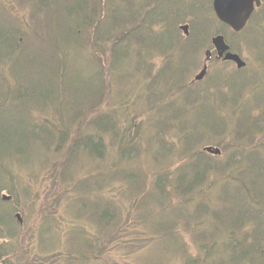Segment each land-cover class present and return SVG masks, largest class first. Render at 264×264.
<instances>
[{
	"label": "rangeland",
	"instance_id": "obj_1",
	"mask_svg": "<svg viewBox=\"0 0 264 264\" xmlns=\"http://www.w3.org/2000/svg\"><path fill=\"white\" fill-rule=\"evenodd\" d=\"M6 1H9L7 3L10 10L0 0V103L3 105L0 109V155L5 156L0 166L13 168L18 195L7 202V208H1L0 216L3 217L5 232L15 228L10 215L15 217L20 212L23 224L19 222L16 230H10L18 231L21 238L19 241L14 238L6 242L11 244V252L9 256H0V264H189L186 262L193 259L197 260V264L200 262L199 253L202 249L203 254L210 255V249L218 242L223 239L232 241L229 239L236 232L238 236L242 226L237 221H212L204 226L195 221L199 226L196 240L200 247L198 252L194 245L195 236L190 234L186 221L183 224L179 221L180 217L186 216H174L177 213H171L176 206L186 210V193L182 190L184 185L181 187L174 179L179 175L186 181L189 144L193 151H202L205 145L210 144V140L220 139L224 146L218 161L225 162L231 156L240 160L242 156H246L245 168L250 164V154L258 155V149L264 147V130L260 129H264V17L253 25V37L260 41L257 48H249L243 37L236 38V42L243 45L240 54L248 63V67L241 74L246 76L241 85L243 87L247 84V89L242 94L241 86H238L234 93L233 110L228 107L234 122L231 118L232 124L228 126L230 111L223 109V106L232 101L230 102L231 95L227 97L223 91L230 92V86L225 82L220 83V80L232 72L235 73V65L211 62L207 78L194 84L192 91L174 90L169 80L150 82L153 84L147 87V78H139L137 75V65L124 59H114L117 63L113 64L115 54L111 42L96 46L89 41L91 48L87 52L80 43L87 38V32L83 31L75 38H67L68 45L64 44V47L61 41L57 42L63 31L69 29L75 21L68 12H75L80 3L82 5L80 4L79 10L88 11L86 1L63 0L65 2H60L57 7L54 3L50 7L44 0ZM183 1L185 0H166V3H176L181 8L176 25L180 34L183 35V32L179 26L184 24H189L190 32L195 29L203 30L200 36L202 43L199 41L195 48L198 60L203 66L205 51L212 46L211 38L218 31L224 32L226 29L218 26L210 0H192L188 7ZM192 5L193 10L190 8ZM192 11L197 13L193 15ZM260 14L264 15V7L257 15ZM15 25L20 28V32L12 37H18L22 46L24 44L19 51L11 48L10 44L9 50L6 48L5 44L8 42L5 37L8 36L2 31L4 27L6 30L9 27L13 29ZM143 32L148 39L152 38L150 32ZM194 38L193 36L191 41ZM73 39L78 41L82 49L72 46L73 42L70 41ZM108 39L112 41L113 37ZM144 52L150 61L147 68L151 71L153 67L157 70L167 62L166 55L158 51L155 57L153 49L146 48ZM72 53L74 62L70 64L66 77L75 80L77 86L85 84L81 86L84 89L91 87L93 98L97 94L94 90L101 87L103 80L100 76L94 82L96 73L101 72V69L94 63L93 58L105 54L109 61L103 60L104 66L108 67L111 76L109 74L106 83L109 88L104 92L105 96L101 97L93 111L81 114L78 112L70 121L62 117L60 110L55 107L60 103L57 101L56 104L50 103L49 113L41 115L42 121L46 119L54 127L51 130L57 131L55 137L61 135V132L67 136L62 145L57 140L43 139V134L30 130L26 125L31 121L33 112L27 107L15 108L13 100L7 101L6 96H12L19 79H26L22 73L24 70H33L32 67H35V74L39 77L43 63L52 64L60 60L66 65V62L72 61L68 59ZM47 54L52 57L51 61H44ZM3 55H7L5 61H1ZM178 57L177 54L174 55L176 60ZM25 58L34 61V65L22 64ZM196 61L192 60L189 66L196 67ZM177 64L173 62V65ZM72 67L77 70L75 76H72ZM199 70L196 69L190 76L189 72H185L186 86ZM154 86V89L160 87V90H154ZM151 89L156 99L150 95ZM70 92L72 91L64 94ZM218 92L219 98L212 95ZM25 102L29 108L33 106L31 99L28 98ZM44 109L45 106H40L35 111L42 114ZM243 110L250 111L246 119L253 123L245 129L258 131L254 144L240 141L236 138V133L232 132L235 124L242 118ZM201 112L216 118L211 123L209 117H199ZM97 115L114 125L115 131L103 133L94 129L91 132L101 139L103 157L86 153V149L79 144L74 147L72 145L74 137L79 133H86L87 122ZM77 119L83 122L81 128ZM69 121L77 125L65 126L64 123ZM16 122H22L21 128L13 125ZM137 132L140 136H137ZM230 133L233 135L230 136ZM188 134L192 135L193 144L190 143L191 135ZM117 135H126L128 139L117 141ZM126 150L134 152V155L122 154ZM159 177L165 183L162 187L157 184ZM3 179L0 180V186L7 182ZM214 179V176H209L212 185L202 190L204 194L220 191L221 187ZM9 185L14 186L11 183ZM173 185L181 188L180 194L175 193ZM257 189L264 202V179L260 181ZM2 194L9 195L7 191ZM157 201H165L163 207L167 210H162ZM214 208L223 210L221 206ZM261 208L260 214L264 217V206ZM104 213L106 218H103ZM171 218L176 221L166 222ZM238 219L241 220V217ZM262 224L264 225V221ZM234 228L237 231L231 232ZM190 254L195 258L188 259L192 257ZM219 258L216 255L210 263L205 260V255L202 256L206 261L203 264H217L215 259Z\"/></svg>",
	"mask_w": 264,
	"mask_h": 264
},
{
	"label": "trees",
	"instance_id": "obj_2",
	"mask_svg": "<svg viewBox=\"0 0 264 264\" xmlns=\"http://www.w3.org/2000/svg\"><path fill=\"white\" fill-rule=\"evenodd\" d=\"M2 1L4 4L6 3L7 8L10 10L8 5L9 1ZM61 1L62 0H44V3H48L50 7H52L54 3V6L57 7ZM84 1L88 3V11H80L79 8L82 5L80 3L81 5L79 4L78 9L75 12H72L71 10L68 12V14L71 15L70 18H75V23L73 22L69 29L63 31L60 39L57 41H61L63 47L68 45L67 38H75L81 31L84 33L87 32L86 34L88 39L86 38L84 41L80 42L83 45V49H86L87 52L89 51L91 48V43L89 44V41L92 43L94 42L96 46H98L99 43L105 44L106 42H111L114 49L113 53L115 54V57L113 58V64L114 62L115 64L117 63L114 59H124L128 62H132V64L137 65V75L139 78H147V82H145L148 83L147 87H151L153 84L150 82H159L161 80L167 82V80H169L174 86V90L178 89L180 92H185L184 88H186V90L190 89V87L186 86V84H178V76L181 71H185L186 66L190 64L192 60H197L195 62L196 67H192L194 68L192 69L193 71L199 66L200 60H198L195 48L197 45H199V41L202 43L200 36L203 30L195 29L194 31L190 32L189 38H184L176 27L178 23V12L181 11V8L177 6L176 3L171 2L167 4L164 0H143L142 2L139 1L138 3L135 0ZM120 1L122 3H120ZM90 2L94 3L90 4ZM162 2H165V4ZM191 9L193 10L194 6H192ZM196 13L197 12L192 11L193 15ZM257 14L258 13H256V16ZM158 26L160 32L154 36V27ZM219 26L221 28V24H219ZM222 28L227 29L225 25L223 26V24ZM13 29L12 27H9V29L6 30L4 27L2 30L6 33V36H8L5 37V40L8 42L5 44V46L10 44L11 48L19 51L23 49L24 44L22 46L21 40H19L18 37L15 38L12 36L18 34V30L20 29L16 27ZM144 30L152 34L151 39H148V37L145 35V32H143ZM225 34L230 36L231 32L226 31ZM193 36L195 37L194 41H191ZM110 37H113L112 41H108V38ZM233 39L234 38H232V40ZM70 42H73V47L75 45L76 48L82 49L77 40L73 39V41L71 40ZM2 44L4 43L2 42ZM56 46H58V43ZM6 48L9 50L8 47ZM146 48L149 50L153 49L154 51L156 49L162 55H167L166 57H174L175 54H180V65L175 67L173 65L175 58L168 59V61L171 63L168 66V70L164 67L154 70L153 67V70L151 71V69L147 68V66L150 64V61L144 52ZM234 48H236L235 45ZM6 56L7 55L1 56V61H5ZM73 56V53L72 55L69 54L68 59L72 61L66 62V65L60 60L57 63L56 61L55 63H52L53 66L49 63H43L38 73L39 77H37L35 74V67H32L33 70H24L22 73L26 79H19L15 84V90L14 93H12V96H6L7 101L9 99L13 100L12 103H15V108L27 107L33 112L31 121L26 125L30 130H34L36 133L43 134V139L52 141L57 140L61 142L62 145L65 143L67 136L65 137L63 132H61V135L64 137L61 135L55 137L57 131H52L51 128L54 127L46 119L42 121L43 117H41V115L49 113L50 103L56 104L57 101L60 103L55 107L58 111L60 110L62 117L68 118L70 121L77 116L78 112L81 114L82 112L93 111L94 107H96L98 102L101 101V97L105 96L104 92L107 90V88H109V86L106 84L108 83L109 74L111 76V73L108 72V67H105V62H103V60H108L107 56L105 54H99V58H93L94 63L97 66L99 65L98 67L101 69V72L96 73L94 82L98 81L97 79H99L100 76L103 78V80H101L103 85L100 83L102 88L99 87L94 90L95 93L97 92V94H95L96 97L93 98V91L90 92L92 89L91 87H86L87 89H84L85 87L81 86H84L85 84H80L81 86H77L76 84L78 83L75 80H72L71 78L68 79V77H66L70 64L74 62ZM46 60L51 61L52 57L48 56L47 54L44 61ZM23 61L24 63L22 62V64L24 65H34V61L29 60L28 58H25ZM185 61L186 64L184 65ZM74 65L75 64L73 63L72 66ZM72 68L74 70V74H72V76H75L77 74V70L75 67ZM192 70L190 72H192ZM110 72H112V70ZM232 73L233 74H229V76L235 75L234 72ZM244 80H246V76L237 75L236 77L232 78H221L220 82H225L229 86H232L236 85L235 81H237V84L242 87L241 83ZM1 82L6 83L5 81ZM154 88L155 86L153 89ZM154 90H160V87ZM66 91L72 92L64 94ZM219 91L222 92L221 90ZM223 93L226 94L225 91H223ZM151 94L154 96L153 99H156L152 89L150 91V95ZM212 95L215 96L218 94L214 93ZM28 98L33 101V106L31 108H29L25 102V100ZM40 106H45L44 110L46 112L43 111V113L40 114L38 111H35L36 109H39ZM2 107L3 105L0 103V109H2ZM223 107V109L229 110V104ZM217 114H220V112ZM99 115L93 117L87 122L86 133H79L77 137L75 136L73 139L74 144L72 145L74 147L76 144H79L82 148L86 149V153L95 155L96 157H103L104 152L102 151L101 139H98L96 134L91 132L94 129L103 133H113L115 131H113L114 125L112 126L109 124L106 118H101ZM204 116L209 117L211 119V123L213 119L216 118V116H209L205 112H201L199 115V117L202 118ZM78 118H80V116H78ZM231 118H233L234 121V117H232L230 112V115H228V126L232 124ZM78 120L79 119L76 121ZM70 121L65 122L64 125L67 127H72L74 124H76ZM78 122L80 123L79 127L81 128L83 122ZM250 124L253 123H249L246 118L239 119L238 124H235L232 132L236 133V138L238 137L240 141H249L254 144L256 143L254 140H256L255 137L257 136V133L255 134L251 129H245L246 126H249ZM13 125H15L17 128H21L20 126L23 124L22 122H16ZM208 128L209 127H207V131H209ZM90 129L92 130L90 131ZM260 129L261 131L264 130L263 128ZM184 130L186 129L184 128ZM130 131L131 130H128V132ZM18 134H21V132ZM136 134L137 136H140L138 132ZM225 134L227 135L228 133L225 132ZM189 135L191 134H188V136ZM232 135L233 134L230 133V136ZM240 136L244 137L242 138ZM122 139L127 140L128 137L126 135L116 136L117 141ZM190 143H194L192 135L190 136ZM209 143L220 147L223 150L224 145H222L220 139H212ZM187 149L190 155L188 154V161L186 163V181L179 177V175L176 179H174V182L180 184L181 187L184 185L182 190L186 193V210L183 207L176 206L171 210V213H177L174 216H186V218L180 217L179 221H181L182 224L184 221H186V227L190 231V234L195 236L194 245L197 246L198 252L200 247L196 243V240L198 239L199 235V226L195 221L201 223L202 226H204L207 222L212 221H237V223L242 226L238 231V234L240 232L238 236L236 232L237 228L232 229L231 232H236L235 236H233L232 239H229L232 241L223 239L221 242H218L210 249V255L206 256V254H203L204 250L202 249V251L199 253L200 262L197 264H203L205 260L211 263L216 255L220 256L219 260L215 259L217 264H264V225L262 224L264 218L261 219L263 216L260 214V210L262 209L261 207L264 206V202L261 200L257 189L260 185V181L264 179V158H262L260 155H257L256 153H251L250 164L246 165L247 168H245L244 159L246 156H242L240 160H237V157L231 156L230 158L227 157L226 162L217 163V158L215 156L201 150L193 151L190 144L188 145ZM258 151H260V149H258ZM125 152L126 153L122 154L126 156L130 154L134 155V152L132 153L131 151L127 150ZM4 157V155H0V162L3 161ZM14 175L15 172L10 166H0V180H2L3 177H5L3 180H7L6 183L2 182L4 185L0 186V210L3 207L7 208V202H10L2 198L3 192L7 191L10 196L17 198L18 192L15 188L16 180ZM209 176H214V182H218L219 187H221L218 193L212 191L210 195H207L206 193L204 194L202 192L203 189L212 185V181H209ZM159 178L157 184L162 187L165 183L162 181V178ZM9 183L14 184V186H10ZM172 187L175 193L180 194L179 191H181V188L178 189L176 185H173ZM80 189L81 188H78L79 191H81ZM139 200H137V202H139ZM157 202L161 204L160 208L162 210H167L163 207L165 201ZM217 206L223 207V210L218 211L214 208ZM186 211H188V213L185 214ZM105 213L103 214V218L107 217ZM174 216L172 215L171 217ZM9 217L13 222V226L15 225V228L12 227V229H9V232H5L3 217L0 216V246L3 245L2 250H0V256H9L11 252V244L6 242L14 238L19 241L21 238L18 231H10L17 229L16 226L20 225L19 221L17 220L16 216L13 217L10 215ZM239 217H241V220L238 219ZM252 220H254L253 224L256 227L252 231L247 232L245 227L246 225H250ZM105 221L106 220H104V222ZM174 221L176 220L173 218L166 220L168 223ZM100 222H102V220H100ZM178 225H180V222ZM173 239L174 238L172 237V240ZM4 246H9V248ZM190 255L192 257L188 259L195 258L192 254ZM203 255H205V260L202 259ZM9 260H11L10 257ZM196 261L197 260L193 259L188 260L186 263L196 264Z\"/></svg>",
	"mask_w": 264,
	"mask_h": 264
},
{
	"label": "water",
	"instance_id": "obj_3",
	"mask_svg": "<svg viewBox=\"0 0 264 264\" xmlns=\"http://www.w3.org/2000/svg\"><path fill=\"white\" fill-rule=\"evenodd\" d=\"M264 0H213V7L218 18L230 25L235 31H241L252 13L254 12L255 6H260ZM182 29L188 33V26H182ZM212 43L218 53V57H224L225 60H232L237 63L239 68H242L246 63L236 54L229 51L230 46L226 43L225 37L222 34H218L212 38ZM211 51L206 52V60L211 59ZM207 73V65L204 66L203 70L196 76L197 80H201ZM208 151L213 153H220V150L207 148ZM4 200L10 199L9 196H4ZM17 217L21 221L20 214Z\"/></svg>",
	"mask_w": 264,
	"mask_h": 264
}]
</instances>
